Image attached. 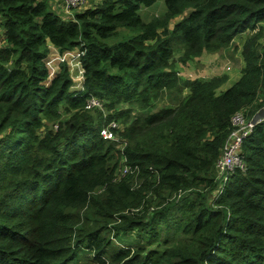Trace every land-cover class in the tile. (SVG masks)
<instances>
[{"label": "trees", "instance_id": "obj_1", "mask_svg": "<svg viewBox=\"0 0 264 264\" xmlns=\"http://www.w3.org/2000/svg\"><path fill=\"white\" fill-rule=\"evenodd\" d=\"M156 1L98 0L72 20L53 0H0V264H72L83 250L90 264H264V120L243 168L217 178L232 117L264 106V0H165L144 21ZM246 31L229 88L228 75L180 76L177 53L185 64ZM50 44L83 52L82 91L65 62L49 81ZM91 96L109 116L85 110ZM110 120L126 125L124 153L100 136ZM133 232L147 245L114 247Z\"/></svg>", "mask_w": 264, "mask_h": 264}, {"label": "rangeland", "instance_id": "obj_2", "mask_svg": "<svg viewBox=\"0 0 264 264\" xmlns=\"http://www.w3.org/2000/svg\"><path fill=\"white\" fill-rule=\"evenodd\" d=\"M53 3L56 4L55 5L56 9H58V11H60L61 3L56 1V0H53ZM97 3H98V0H85L84 3L78 5V7L73 9V14H76L79 11H83L86 8L95 7L97 5ZM166 10H167V7H166L165 0H157L151 6L142 5L139 9V13L142 16L144 21H150L156 16H161V15L165 14ZM61 15L63 16V14H61ZM72 20H74V19H72ZM249 33H250V31H246V32L242 33L240 36L238 35L237 37H235V41L233 42L232 46L229 47L228 49H223V50L215 52V53H206L205 55L191 59L190 61H188L185 64L181 63L178 60L180 53H177L175 55V61H176V68H178L180 71V76L183 78H186V79L198 78V79H202V80H209V79H212L213 77H216V76L228 75V73H230L231 75L240 74L241 73V70H240L241 65L243 63L242 56H241L242 45H243L244 40L249 35ZM1 37H2V27H0V43H2ZM120 38H122V36ZM75 50H77V48ZM70 51H72V50H70ZM62 62H65V61H60L58 63V59H57L56 64H58L59 67L56 68L55 70L53 69L52 65L50 64V67H52L51 70L54 74H56L57 70L58 71L60 70V65ZM65 63H67V62H65ZM67 65L70 69V73L72 76L71 78L73 80V85H74V81H75L74 76H76L77 71L79 72V69L73 68L72 65L70 66L69 63H67ZM50 74H51V71H50ZM52 79H53V77L49 78V81H51ZM229 83L230 82H226L223 85V88L224 89L229 88V87H227ZM74 89L75 88H72L71 90H74ZM83 89L84 88H81L79 91H82ZM88 99L86 101V104L88 102ZM174 103H175V101L173 100V97H170L167 95V96H165L164 99H161L158 102V104L156 105V108H158V106L162 107V106L171 105ZM85 110H87L86 106H85ZM94 110L103 112L104 116H109V111L106 110V107L104 108V110H101V109H94ZM262 110H264V108H262ZM112 112L113 111H111V113ZM115 121L119 125L123 122L120 120H119L120 122L117 120H115ZM105 124H106V122H104V125ZM122 125H121L122 127H126L125 124L122 123ZM101 129H100V136H101ZM123 134L124 133H120V136H119V134L116 131V135H118V137L121 139L122 142L126 143V145H125V148H126L128 145V139ZM117 148H119V147H117ZM122 172H123V169H122ZM122 172H121V174H122ZM229 176H230V173H229L228 177ZM162 227H164L163 224H162ZM137 237H138V234H136V232L129 233L127 235H124V234L119 235L118 234V236H112V242H113V245L115 248L122 247L125 245L126 246L130 245L134 249H136L137 246L142 244V243L147 245L145 242L146 239L140 240ZM162 238H164L163 233L158 238V242H161ZM156 247H157V243H154V245H152V246H147V249L148 250L151 248L156 249ZM79 253H80L79 256L77 257V259L72 264H90L91 263L92 256L89 252L83 250Z\"/></svg>", "mask_w": 264, "mask_h": 264}, {"label": "built area", "instance_id": "obj_3", "mask_svg": "<svg viewBox=\"0 0 264 264\" xmlns=\"http://www.w3.org/2000/svg\"><path fill=\"white\" fill-rule=\"evenodd\" d=\"M61 3L60 13L63 14L64 18L75 19L73 14V9L78 7V5L85 2V0H56ZM68 52V51H66ZM83 52H79L76 59L73 60L70 65H80L81 75L84 78V71L81 62L78 63L77 59L80 61ZM61 55V54H60ZM63 55V54H62ZM63 61V60H62ZM87 110L101 109L104 110V103L98 99L96 96H91L86 104ZM264 108V106L262 107ZM258 110L254 115L248 116L242 111L236 113L232 117V125L234 127L228 142L225 145L224 152L217 162V178L224 182L227 180L229 173L238 167L243 168L244 163L242 161V146L244 139L250 135L255 127L264 120V110ZM258 113V114H257ZM119 129L123 130L121 124L119 125L115 120L108 121L101 129V136L103 139L108 141H113L117 143V147L121 149L124 153L125 142L116 135ZM120 136V135H119ZM130 171L129 166H125L123 169V174H127ZM151 264V263H149Z\"/></svg>", "mask_w": 264, "mask_h": 264}, {"label": "crops", "instance_id": "obj_4", "mask_svg": "<svg viewBox=\"0 0 264 264\" xmlns=\"http://www.w3.org/2000/svg\"><path fill=\"white\" fill-rule=\"evenodd\" d=\"M56 4H54L53 2H52V7L53 8H56V6H55ZM57 11H58V9H57ZM58 12H60V11H58ZM241 34H239V36H240ZM237 37V36H236ZM234 41H235V39H234ZM50 49H51V51H50V54H49V56L46 58V63H47V65H48V67L50 68V71H51V74H50V76H49V78H51V77H54L57 73H58V70L56 71V74H54L53 72H52V70H51V68L53 67V69L55 70L56 68H58L59 66H58V64H56L57 63V59H58V63L60 62V61H67V62H72L73 60H75L76 59V56H77V54L80 52V50L79 49H77V50H72V51H68V52H65L63 55H60L59 53H58V51H57V48L53 45V44H50ZM60 55V56H59ZM205 55V54H204ZM77 61H78V63L80 62L78 59H77ZM50 64L52 65V67H50ZM71 66V65H70ZM243 66H244V63H242V65H241V72H242V68H243ZM73 68H77V69H79V72L77 71L76 72V76H74L75 78H74V85H73V87L72 88H75L74 90H80L81 88H82V86H83V77H82V75H81V67H80V65H73L72 66ZM228 75H229V79H228V82H230L229 84H228V86H230V85H232L234 82H236L240 77H241V73L240 74H236V75H231L230 73H228ZM77 80V81H76ZM189 92L188 91H186V94H188Z\"/></svg>", "mask_w": 264, "mask_h": 264}]
</instances>
